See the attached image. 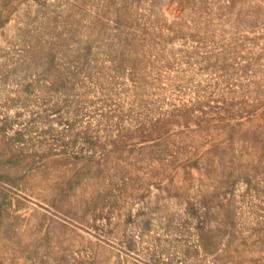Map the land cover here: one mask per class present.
<instances>
[{
  "label": "rangeland",
  "instance_id": "1",
  "mask_svg": "<svg viewBox=\"0 0 264 264\" xmlns=\"http://www.w3.org/2000/svg\"><path fill=\"white\" fill-rule=\"evenodd\" d=\"M0 264H264V0H0Z\"/></svg>",
  "mask_w": 264,
  "mask_h": 264
}]
</instances>
